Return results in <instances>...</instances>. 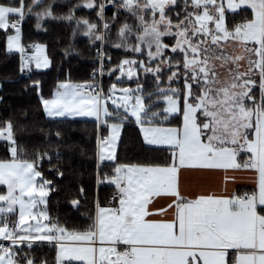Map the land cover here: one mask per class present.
<instances>
[{
	"label": "snow or ice",
	"instance_id": "obj_1",
	"mask_svg": "<svg viewBox=\"0 0 264 264\" xmlns=\"http://www.w3.org/2000/svg\"><path fill=\"white\" fill-rule=\"evenodd\" d=\"M109 5L115 9L113 25L121 13L134 21L120 24L113 44L133 58L125 56L106 70L105 60L112 62L104 51L113 26L105 15ZM79 8L95 11L102 22L104 31L87 18L76 20L85 35L101 42L93 72L101 82L61 83L53 98L41 97L47 116L94 117L98 126L109 128L108 137L98 136L100 162L116 160V143L129 122L139 126L148 145H170L178 153L165 166H115L109 181L118 189L119 207H103L97 199L92 223L70 228L49 213L54 186L41 166L45 159L51 163V154L30 156L17 143L11 121L6 122L0 128L9 154L0 159V186L6 187L0 193V264H35L20 255V246L31 249L36 241L56 248L55 264H264V0H83L64 17H56L53 5L43 0H0V30H14L7 47L21 53V71L33 60L38 69L49 63L40 55L43 45L33 46V56L24 54L20 40L26 16L35 14L40 28L44 18L74 19ZM248 9L251 18L244 22L228 19L229 13ZM106 71L116 77L107 90L102 82ZM149 75L153 91L145 87ZM124 78L136 87L118 88ZM177 113L182 127H165ZM180 168L253 169L258 188L243 195L186 198L178 187ZM79 191L85 190L81 186ZM161 192L175 198L172 221L146 219L152 214L150 197ZM71 205L79 208V199ZM229 250H234L232 258Z\"/></svg>",
	"mask_w": 264,
	"mask_h": 264
},
{
	"label": "trees",
	"instance_id": "obj_2",
	"mask_svg": "<svg viewBox=\"0 0 264 264\" xmlns=\"http://www.w3.org/2000/svg\"><path fill=\"white\" fill-rule=\"evenodd\" d=\"M31 2V0H27ZM83 0H44L43 4H53L54 15L64 17L77 4ZM37 8L34 11H42ZM115 11L111 5L106 9V18L110 25ZM239 12V11H238ZM245 17L251 18V9L235 15L228 14V19L239 24ZM87 18L91 22H100L95 11L79 8L75 18L48 19L37 28L35 14L26 16L22 24L23 46L43 45L46 47L51 66L47 70L31 68L29 78H21V58L7 48V36L0 30V128L6 122L13 124L14 136L17 143L27 150L29 155L37 151H47L51 154V163L47 159L42 164L44 175L53 181L54 190L49 194V213L53 218L59 217L60 221L70 228L83 229L92 223L90 216L95 215L97 199L101 206L107 205L110 196L116 191L109 183V178L114 176V167L118 164H153L168 165L173 155L170 149L151 147L145 141L139 126L127 123L121 134L116 160L113 162H99L98 136L107 134V127L98 126L96 120L86 119H48L41 97L51 99L56 88L65 82L83 84L89 83L90 73L97 67V42L89 38L78 37L76 20ZM133 23L131 18L121 13L118 21L110 27L107 33L106 50L112 62H106V70L115 67L125 56L133 58L123 49L113 47L117 42V29L125 20ZM75 32V35L73 33ZM119 75V73H117ZM141 82L145 81L144 73H140ZM116 82V77H109L107 71L104 79V88L107 90L111 83ZM120 87L135 88L136 83L124 78ZM145 87L148 91L154 90V82L149 75ZM258 93V88L255 89ZM182 116L170 117L164 126L180 127ZM60 132L61 137L56 133ZM60 156L57 158L56 153ZM9 158L8 143L0 140V159ZM56 169L63 172L57 174ZM81 186L84 193L80 194ZM0 186V193L5 192ZM79 199V208L71 205L72 199ZM21 256L28 255L35 264H55L56 248L50 244H34L31 249L21 247ZM76 264V263H66Z\"/></svg>",
	"mask_w": 264,
	"mask_h": 264
},
{
	"label": "crops",
	"instance_id": "obj_3",
	"mask_svg": "<svg viewBox=\"0 0 264 264\" xmlns=\"http://www.w3.org/2000/svg\"><path fill=\"white\" fill-rule=\"evenodd\" d=\"M238 11H240V10L237 9V12ZM48 19H51V18H45V19L41 20L40 23L43 24ZM9 30H12V29H9ZM84 33H85V28L81 24L79 27H77L78 37H85V38H89L92 41H94V38H90L89 36L85 35ZM14 34H15V32L13 30V33L11 35H14ZM20 43L23 46L22 31H21ZM31 46H26V47L23 46L25 49V53H24L25 55L33 56L36 54V49L30 50ZM9 52H14V53L20 54V52L16 49H12ZM41 63H42V60H41ZM31 68H34V69L39 70V71L43 70L42 68L38 69L35 67V61L34 60L31 62V64L28 67H25V69H28V70H31ZM65 83H69V82H65ZM72 84H76V83H72ZM57 90H58V87L56 88L54 95L57 92ZM54 95H53V97H54ZM46 116H47V114H46ZM48 119L95 120L94 117H75V118H73V117H67V116H65V117H48ZM99 126H101V125H99ZM165 127H173V126H165ZM180 127H182V124ZM121 134H122V130L120 132V137H119V139L116 143V146H115L116 157H117L118 146H119L120 139H121ZM109 135H110V130H109V128H107V134L104 136L100 135V137L101 136L102 137H108ZM142 136H143V134H142ZM149 146L170 149L172 152V155L174 152L178 153V149H175L170 145H149ZM103 154L105 156H107L108 151L106 150ZM99 155H100V147H99V151H98V157H99ZM244 158L247 159L246 156ZM103 162H113V161L105 159L104 161H102L100 163H103ZM172 162H173V159L169 164H171ZM238 162L242 163V161L239 158H238ZM161 166H165V165H161ZM258 179H259L258 173L253 169H243L242 168L240 170H233V169L225 170V169L180 168L179 173H178V187H179L180 194L186 198H192V197H194L196 195H200V194H206V195L215 194V195H223V196H231L233 194L242 195L243 193H249L250 194L253 190L257 189L258 188ZM109 183L112 186H114L116 191H118L115 184L111 183L110 181H109ZM5 189H6V187H5ZM174 199H175L174 197H172L171 195H167L164 192H161V194H159V195H153L152 197H150V203L147 206V210L152 214L147 216L146 219L153 220V221H164V222L174 220L175 216H176L175 207H174ZM108 204H109V202L107 203V205H105L103 207H109ZM169 205H173V207H169ZM161 209H163L164 211L163 212L159 211ZM36 242L48 244V242H46V241L45 242L36 241ZM38 243H36V244H38ZM121 247H123V246H121ZM233 252H234V250H229V258H232ZM66 263L85 264L84 261H80V260L65 261V264ZM200 264H202V261L200 262Z\"/></svg>",
	"mask_w": 264,
	"mask_h": 264
},
{
	"label": "built area",
	"instance_id": "obj_4",
	"mask_svg": "<svg viewBox=\"0 0 264 264\" xmlns=\"http://www.w3.org/2000/svg\"><path fill=\"white\" fill-rule=\"evenodd\" d=\"M105 15H106V12H105ZM99 22H100V25H101V27H100V31H104L103 28H102V22H101V21H99ZM22 24H23V22H22ZM22 24H21V26H22ZM106 39H107V38H106ZM97 44H98V45H97V48H96V53H97L98 48L100 47L101 42L98 41ZM33 46H34V45H32V46L30 47V50H34V49H35ZM104 51L107 53V55L109 54V53L107 52V50H106V40H105V42H104ZM19 55H20V58H21V53H20ZM27 56H28V55H27ZM106 62H107V60H105V68H106ZM97 63H98V59H97ZM21 64H22V60H21ZM98 67H99V64H97V67H96L94 70H96ZM20 68H21V66H20ZM94 70L90 73V81H89V83H100V82H101V77H100L99 75H97L96 78L93 79V72H94ZM105 74H106V73H105ZM20 75H21V78H22V77H23V78H29V72H27V71H25V70L21 71ZM104 79H105V75L102 77L103 85H104ZM84 84H87V83H84ZM117 193H118V191H115V192L110 196L109 204H108L109 207H112V208L119 207V198H120V197H119V195H118ZM243 194H245V193H243ZM243 194H242V195H243ZM114 198H115V200H114ZM36 243H38V242H34V244H36ZM22 246H24V245H22ZM22 246H20V247H22Z\"/></svg>",
	"mask_w": 264,
	"mask_h": 264
},
{
	"label": "rangeland",
	"instance_id": "obj_5",
	"mask_svg": "<svg viewBox=\"0 0 264 264\" xmlns=\"http://www.w3.org/2000/svg\"><path fill=\"white\" fill-rule=\"evenodd\" d=\"M45 19V18H44ZM95 42V41H94ZM97 42V41H96ZM37 54V53H36ZM40 55H42V56H46L47 57V59H48V61H49V63H48V66L47 67H41L43 70H47V69H49L50 68V65H51V62H50V59L48 58V56H47V51H46V48L44 47V51H43V53H41ZM42 63H43V60H42ZM117 87L118 88H121L120 86H118L117 85ZM175 115H178V113L177 114H174L173 116H175ZM102 137V136H101ZM0 140H3V139H0ZM11 219H13V220H15V219H18V215L17 216H13V217H11ZM36 264H38V263H36Z\"/></svg>",
	"mask_w": 264,
	"mask_h": 264
},
{
	"label": "bare ground",
	"instance_id": "obj_6",
	"mask_svg": "<svg viewBox=\"0 0 264 264\" xmlns=\"http://www.w3.org/2000/svg\"><path fill=\"white\" fill-rule=\"evenodd\" d=\"M21 29H22V26H21ZM24 70L29 72V77H30V74H31L30 70H28V69H24Z\"/></svg>",
	"mask_w": 264,
	"mask_h": 264
}]
</instances>
